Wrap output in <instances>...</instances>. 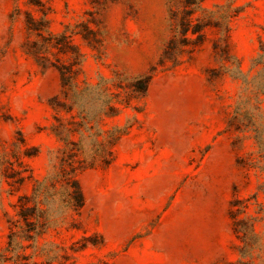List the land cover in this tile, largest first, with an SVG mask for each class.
Instances as JSON below:
<instances>
[{"label":"rangeland","instance_id":"rangeland-1","mask_svg":"<svg viewBox=\"0 0 264 264\" xmlns=\"http://www.w3.org/2000/svg\"><path fill=\"white\" fill-rule=\"evenodd\" d=\"M183 1L0 0V264H264V0Z\"/></svg>","mask_w":264,"mask_h":264},{"label":"trees","instance_id":"trees-1","mask_svg":"<svg viewBox=\"0 0 264 264\" xmlns=\"http://www.w3.org/2000/svg\"><path fill=\"white\" fill-rule=\"evenodd\" d=\"M205 0H184L183 1V15H182V20L179 24V30H180V39L173 38L170 40L165 52H164V57L163 59L167 60H173L177 61V56L176 54L181 52L180 49L183 48H196L200 46L203 43V33H202V28L200 26H195L192 24L191 17L195 13L196 9H194V6H197L200 8L202 6V3ZM30 4L39 7L41 5V0H29ZM28 22L30 25H33V30L35 32H39L41 28H38L37 23L38 21L33 18V17H28ZM42 30H45L46 32L48 31V22L44 21V24L42 26ZM91 35L94 37L95 41H97V33L94 30H90ZM50 35V34H49ZM76 54L80 57L79 51L76 50ZM61 71V76L63 80V84L65 86H70L71 85V77L69 76L70 72H64ZM69 73V74H68ZM149 77L145 78L142 80V83L144 85H148L149 83ZM145 86V87H146ZM74 188L77 194V208L81 209L84 205V197L81 191V188L78 184V182L75 180L74 181ZM26 201V197H22L19 200V211L17 214V222H24L25 224L31 223L32 218L35 215V208H30L24 205ZM11 226L12 223H11ZM15 233L14 230H11L9 234V239L12 242L14 239Z\"/></svg>","mask_w":264,"mask_h":264}]
</instances>
